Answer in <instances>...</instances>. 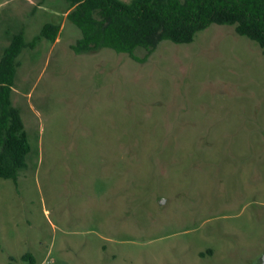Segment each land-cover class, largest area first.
<instances>
[{"label":"rangeland","instance_id":"obj_1","mask_svg":"<svg viewBox=\"0 0 264 264\" xmlns=\"http://www.w3.org/2000/svg\"><path fill=\"white\" fill-rule=\"evenodd\" d=\"M70 9L0 0V60L27 41L13 100L32 146L18 180L0 177V264H259L264 48L213 23L142 59L78 53Z\"/></svg>","mask_w":264,"mask_h":264},{"label":"trees","instance_id":"obj_2","mask_svg":"<svg viewBox=\"0 0 264 264\" xmlns=\"http://www.w3.org/2000/svg\"><path fill=\"white\" fill-rule=\"evenodd\" d=\"M69 19L83 35L73 44L78 53L111 47L142 59L140 46L150 52L164 40L194 41L197 33L213 23L230 24L264 48V0H68ZM61 25L48 22L42 35L56 40ZM27 45L23 32L6 46L0 60V177L18 180L27 167L31 143L13 90L19 56ZM25 259L36 264L32 253Z\"/></svg>","mask_w":264,"mask_h":264},{"label":"flooded vegetation","instance_id":"obj_3","mask_svg":"<svg viewBox=\"0 0 264 264\" xmlns=\"http://www.w3.org/2000/svg\"><path fill=\"white\" fill-rule=\"evenodd\" d=\"M209 251H211L212 254L214 253V251H213L212 248H209ZM198 256H199V259H202L206 255H205L204 251H199V255ZM259 264H264V254L261 256V259H260V263Z\"/></svg>","mask_w":264,"mask_h":264}]
</instances>
